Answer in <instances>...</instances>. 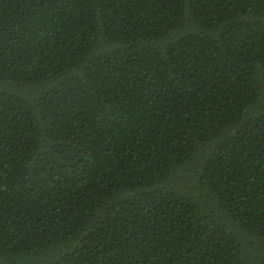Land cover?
Instances as JSON below:
<instances>
[{
	"label": "trees",
	"instance_id": "1",
	"mask_svg": "<svg viewBox=\"0 0 264 264\" xmlns=\"http://www.w3.org/2000/svg\"><path fill=\"white\" fill-rule=\"evenodd\" d=\"M0 264H264V0H0Z\"/></svg>",
	"mask_w": 264,
	"mask_h": 264
}]
</instances>
